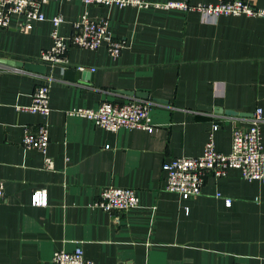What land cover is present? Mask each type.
I'll use <instances>...</instances> for the list:
<instances>
[{
	"label": "crops",
	"instance_id": "crops-1",
	"mask_svg": "<svg viewBox=\"0 0 264 264\" xmlns=\"http://www.w3.org/2000/svg\"><path fill=\"white\" fill-rule=\"evenodd\" d=\"M190 6L224 0H145ZM264 8V0H243ZM43 21L24 30L12 16L0 29V57L46 64L37 74L0 65V264H55V250L81 247L95 264H264V183L248 181L231 168L207 174L200 194L184 199L167 191L162 164L202 154L212 131L215 149L228 153L232 129L252 115L229 116L199 109L221 107L247 114L262 111L264 147V19L245 14L212 15L193 8L85 5L79 0L43 4ZM86 12L105 18L109 35L96 49L68 45L67 65L41 60L52 44L54 14L67 38ZM110 40L123 43L109 54ZM81 66L73 75L68 67ZM94 69L91 71V69ZM82 73L87 83L80 82ZM49 83L46 118L20 111L35 87ZM117 90L145 91L153 105L154 130L113 132L68 112L97 108L102 101H127ZM160 98L163 102L153 101ZM142 100V99H141ZM144 100V99H143ZM46 122L47 155L24 149V126ZM105 186L133 188L139 206L127 212L93 206ZM44 190L46 205L32 204ZM231 200L226 205L225 199Z\"/></svg>",
	"mask_w": 264,
	"mask_h": 264
},
{
	"label": "built area",
	"instance_id": "built-area-1",
	"mask_svg": "<svg viewBox=\"0 0 264 264\" xmlns=\"http://www.w3.org/2000/svg\"><path fill=\"white\" fill-rule=\"evenodd\" d=\"M51 0H0V29L9 26L12 16L23 18V29H31L32 21L45 20L42 11L43 4ZM85 5H117L136 6L139 8H193L212 15H239L245 14L264 19V8L256 7L243 0H224L215 4H197L190 6L184 2L167 1L164 3L148 2L145 0H79ZM52 24L51 46L41 55V60L54 64L67 65L65 52L68 45L84 49H96L107 39L108 22L105 18L93 19L84 12L79 20L73 23L71 34L65 38L60 35L58 28L63 22L61 14H54L49 18ZM123 43L110 40L109 54L113 57L120 54ZM83 69L81 66H76ZM94 69L92 68L91 71ZM49 83L37 85L31 95V103L27 106H17L20 111L38 114L46 118L50 111ZM153 103L150 100L130 99L127 101H102L97 108L75 107L68 113L85 118L95 125L109 131H117L120 128H138L151 133L154 125L150 117ZM263 121L262 111L257 108L245 128L232 129L231 145L228 153H222L215 149L212 139V131L219 128L214 124L208 133L204 149L199 156H177L162 164L165 172V185L167 191L175 192L187 199L201 192L203 180L207 174L214 177H223L228 170L235 168L240 170L242 177L248 181L261 180L264 183V147L261 144L260 125ZM21 146L24 149H35L43 154L44 168L53 169V160L47 155L49 144V128L46 122L36 125H26L23 129ZM4 185L0 180V200L4 198ZM226 205L231 200L225 199ZM32 204L46 205L44 190H37L32 196ZM93 206L103 211L127 212L139 206V197L136 191L130 187L105 186L103 187ZM55 264H95L83 255L81 247L73 251L55 250L52 256Z\"/></svg>",
	"mask_w": 264,
	"mask_h": 264
},
{
	"label": "water",
	"instance_id": "water-1",
	"mask_svg": "<svg viewBox=\"0 0 264 264\" xmlns=\"http://www.w3.org/2000/svg\"><path fill=\"white\" fill-rule=\"evenodd\" d=\"M0 65L13 67V68H21L23 70L37 73V74H45L46 73V64L45 63H39V62H31V61H22V60H15L11 58H4L0 57ZM76 67H68L64 70L63 76L70 80V81H76L74 79L73 75L75 73ZM80 82L87 83V77H85V73H82ZM119 93L128 95L129 97H135L140 99H148V94L145 91H133V90H117ZM153 101L157 102H163L164 100L160 98H152ZM199 109L205 110V111H212L214 113L218 114H225L229 116H246V115H253V114H247L245 112H238L231 109H223L221 107H212L208 105H201L199 106Z\"/></svg>",
	"mask_w": 264,
	"mask_h": 264
}]
</instances>
